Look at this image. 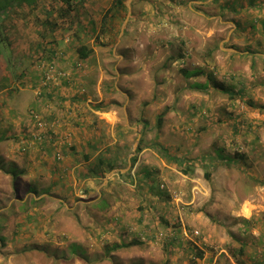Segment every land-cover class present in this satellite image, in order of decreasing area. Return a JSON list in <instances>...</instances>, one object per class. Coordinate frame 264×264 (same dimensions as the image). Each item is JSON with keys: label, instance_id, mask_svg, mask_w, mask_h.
Returning a JSON list of instances; mask_svg holds the SVG:
<instances>
[{"label": "rangeland", "instance_id": "rangeland-1", "mask_svg": "<svg viewBox=\"0 0 264 264\" xmlns=\"http://www.w3.org/2000/svg\"><path fill=\"white\" fill-rule=\"evenodd\" d=\"M12 1L14 3L16 0H0V6L2 8L9 6ZM79 1L75 0L76 7L72 11L62 0H36L30 5H15L7 15L0 12V85L7 86L0 92V133L2 128H6L5 123L9 120V124L13 122L9 129L12 145L0 149V155L3 154V157H0V264H238V259L244 260L245 264H264V224L260 222L264 219V210L250 225L243 226V222L230 225L219 223L220 217L212 207L218 200L223 199V196L215 192L204 195L203 188L199 187V180L194 179L195 172L193 171L194 174L191 176L184 172V166L175 161L170 163L174 169L169 173L154 176L153 182L149 184L151 187L142 183L140 177L136 183L129 180L123 181L125 183L115 182V185L110 187L114 192L112 196L110 188L87 193L78 190L76 198L68 199L66 194L50 193L42 197L44 202L35 204L32 202L33 194H29L24 187V183H35V179L39 178L34 176L40 174L34 175L32 171H27L25 175L19 177L20 189H13L12 178L6 175L4 170L10 167L17 170L28 169L29 156L33 158V162L34 159L38 162V155L35 154L37 150L58 151L55 137L49 135L48 144L45 145L36 143L32 140L31 125L27 126L29 122L32 123L29 113L33 110L41 115L44 122L59 120L57 123H63V120L55 118L54 115L56 108L59 107L56 99L49 98L51 94L56 95L58 90L70 100L74 96H80L79 98L84 100L80 101L79 105L72 101H65L61 103L62 106L60 105L63 112L69 107L72 108L71 116L74 117L72 128H78L77 122H80L76 110L85 112L92 103L104 105L114 100L113 103L116 104L115 102L124 100L116 97L119 95L117 89L130 91L137 89L145 93L139 102L140 107L145 108V105L152 103V116L141 112L144 118L148 116L146 121L149 124L154 123L155 118L160 122L165 114L168 117L172 113L167 118V125L172 124L173 129L175 127L181 132H186V128L181 125L182 117L178 115L186 112L181 110L180 100H176L174 91L186 86L188 88V84L194 88L196 82L184 81L181 74L182 66L190 67L189 55L183 52L184 55L178 62L175 61L173 67L172 63L167 65L169 60L166 58L158 65L160 59L156 57L160 54L158 47L161 45L156 44L158 42L162 45L164 42L169 44L170 37L182 35L183 30L185 33L186 29L191 28L194 20H200L199 24H203L206 29L214 23L215 19L201 21L204 18L193 17L190 3L195 10L202 12L206 10L214 14L216 19L222 18L223 21L234 23L235 20L238 21L240 28L235 35L240 37L238 38L242 45L236 44L232 38L225 46L236 49L238 51L236 55L247 51L246 57L239 55L240 67H232L224 65L227 50H218V59L221 61L217 65L219 68L216 74L221 83L235 84L234 77L235 82L237 78L246 80L247 76L244 75L253 72L255 77L246 81L248 94L245 100L250 107L252 106L251 109H256V112L261 114L254 129L257 130L259 139L264 142V0L209 2L206 0L204 3L198 0L195 5L192 0H127L125 10L120 8L115 18L108 19L106 31L99 35L93 33L92 23L98 30L103 28L102 18L114 0ZM142 10L151 13L155 11L157 16L161 17L160 26L167 24L166 15L172 16L179 12L184 14L187 21L178 22L176 19L171 21L176 25L181 24L182 30L180 29L178 33L169 32L165 30L167 28L159 26L160 30H164L158 32L159 38L150 37L151 35L148 36L147 33L141 35L142 33L137 34L133 27L137 23L135 15H140ZM127 30L131 31L128 42L136 41L137 46L141 47L140 49L132 47V50L137 51V55L142 51L143 58H140L139 63L133 59L132 63H128L130 65H126L127 63L120 65L117 64L118 56L122 54L119 45L127 35ZM160 30L158 28V31ZM227 32L228 30L220 38L225 39ZM188 35L184 34L185 37ZM79 45H87L92 50L89 58L84 61L77 56L76 48ZM207 46L209 45L199 50L204 60L212 58V54L208 55ZM51 51L60 55L59 72L65 71V74H70L68 80L71 82L68 88L64 80L63 83L59 81L55 85L45 84L44 79L42 80V64H46L48 58L52 57ZM190 58L194 60V55ZM249 61L251 69L245 70ZM170 67L174 72L169 79L167 77L164 79L161 70L163 71V68L168 70ZM204 67L206 71V66ZM135 70H142V74L136 75L138 79L136 82ZM120 71L124 72V75L119 76ZM27 84H29L27 87L34 85L32 97L39 103L37 107L28 106L24 111L19 108L27 105L30 97L27 96L24 102V93L19 88ZM203 84L201 83L202 86ZM43 87H46L45 90ZM38 90L43 95H38ZM11 97L13 101L12 99L10 101ZM18 97L19 100L16 101ZM88 97L92 102L88 101ZM9 107L11 115L7 112ZM152 133L154 135L155 130ZM150 135L149 133L145 136L148 141ZM188 136L192 139L193 132H188ZM66 137L70 138V135L66 134ZM56 140L58 141V138ZM165 140L166 138L163 142ZM191 141L193 142V139ZM158 143L160 145L157 146ZM154 145L156 152L161 154L165 150L171 160L177 157L186 167L194 166V170L207 162L203 163L197 159L201 154L200 150L205 154L203 144L197 145L198 150L192 149L193 145L186 140L175 137L166 144L157 142ZM187 150H191L190 157L186 153ZM59 154L55 155V159L62 156L60 152ZM255 164L260 165L257 159ZM143 168H139L138 171L140 169L142 171ZM204 170L209 169L204 167ZM250 173L248 170L249 189L252 185L264 188L260 174L252 171L254 174L251 176ZM51 180L53 178L50 176L42 175L37 182L46 187ZM232 180L235 181L236 178L233 177ZM239 180L242 182L243 178ZM102 183V180L98 181L97 186H101ZM132 183L137 187L131 191L129 187L135 186ZM194 186L196 189L193 190ZM139 187L141 190H138ZM149 188L152 191H148ZM238 193L234 194L238 200L251 195L245 191ZM194 194L196 197H193ZM253 195L258 197L257 193ZM123 197L127 206L126 211L119 207ZM62 202L66 205L64 206ZM95 203L98 205L94 206ZM55 213H58V220L55 223H46L44 218L41 219L42 216ZM14 233L15 236L12 237ZM2 234L6 236L4 241L1 240ZM46 242L52 243L49 255H46L45 251ZM113 243L128 246L108 252L107 248ZM242 248L245 250L243 256L239 254Z\"/></svg>", "mask_w": 264, "mask_h": 264}, {"label": "crops", "instance_id": "crops-1", "mask_svg": "<svg viewBox=\"0 0 264 264\" xmlns=\"http://www.w3.org/2000/svg\"><path fill=\"white\" fill-rule=\"evenodd\" d=\"M197 1L198 0H192L193 5H195ZM205 1L206 0H199L200 3H204ZM209 1L212 0H208V2ZM190 8L192 10L191 14L193 17H196V19L204 18L201 19V21H211L215 19L213 21L214 23L206 29L203 24H199L200 20H194L191 28H189V30L186 29L185 33L183 30L181 33L182 35L175 36L176 38L170 37L171 42L169 44H166V42H164V45L160 44L161 42L156 44L157 46L161 45L158 47L160 54L156 57L160 59L158 60V65H160L161 60L164 61L167 59L169 60L167 65L172 63L173 67L175 66V61L178 62L184 53L189 55L188 62L190 67L187 68L182 66L181 69L183 70L181 74L184 81L192 80L193 83L196 82L193 86L194 88L188 84V88L186 86V88L174 91L176 100H180L179 106L181 105V110L186 112L182 114L183 116L178 114L182 117L181 125L186 128V132H181L178 129L179 132L175 127L173 129L172 124L167 125V118L172 113L168 117L167 114H165L163 120H160V122L155 118L154 123L151 122L149 124L146 121L148 120V116L144 118V114L152 116V103L150 102V104L145 105V108L140 107L141 104L139 102L142 101L141 97L145 96V93L137 89H132L131 91L117 89L116 91L119 95L116 97L119 99L123 98L124 100H119L115 102L116 104L113 103L114 100L113 102L108 101L104 105H95L92 103L85 112L76 110L75 113H77V117L80 118V122H77L79 125L78 128H72L71 123L72 118H74L71 116L72 108L69 107L67 111L63 112L60 105L62 106L63 104L61 103L65 101H72L79 105V102H83L84 100L79 98L80 96H74L70 100L66 96H63L62 92L58 90L56 95L53 96L51 94L49 96L51 99L54 97L57 101V106H59L55 110V118L61 121L63 120V123H59V126H57L55 133H49V135L55 137V142L58 143V151L47 152L46 149H44L43 152H40L37 150L38 153L35 152V154L38 155V162H36L35 159L33 162V158L29 156L27 160L28 169L17 170L15 167H10L4 170V173L12 178L13 189H15L14 176H17L18 185V183H21L19 177L25 175L27 171H32L34 175L35 173L40 174V176H34L39 177L35 179V183H24L26 191L29 194H33L34 197L32 202L35 204L44 202L42 197L50 193L66 194L65 196L68 197V199L71 197L76 198L78 190L86 193L90 191L100 192L102 188L108 189L113 187L115 182L118 184V182L125 183L123 181L129 180L136 183L138 177H140L139 179L142 180V183L149 186V184L153 182L154 176L157 174L165 175V173H169L173 170L174 168H172L170 163L176 162L175 159H177V157H174L171 160L168 152L165 150L162 151L161 149V154L156 152L154 144L157 142L166 144L170 139L181 137L183 140H186L187 143L193 145L192 149L196 148L198 150L199 148L197 145L203 144L204 148L202 149L205 154H202L200 150L201 154L197 159L199 161L201 160L203 163L205 161L207 162L205 165L201 164V166L195 170L193 169L194 166H190L191 171L188 174L192 176V173L194 174L195 172L194 179L199 180L198 184L199 187L203 188L204 195H210L215 192L223 196V199L218 200L216 204H214V207H212L220 217L218 222L226 225L235 222H243V226L253 224V220L259 217V213H262L264 210V195H262L264 194V188L259 185H252L249 189L247 175L248 170L251 171V176L254 174L252 171H257L260 174V179L264 181V142L259 139V136L256 134L257 130L254 129L256 127L255 123H257L256 120L261 114L256 112V109H251L252 106L250 107L247 100H245V96L248 94L246 81L255 76L253 72L251 74L247 73L244 75L247 76L246 80L245 78H237V82H235L236 78L234 77V83L236 85L232 83L223 84L220 82L216 74V70L219 68L217 65L221 61L218 59V50H227V56L224 57V65L239 68L241 60L239 55L243 56V58L244 56L246 57L247 51L240 52L239 55H236L238 54L236 49L227 48L225 46L227 45L226 42L232 38H234L236 44L242 45L239 39L240 37L238 36V38L235 35L240 25L236 20V23H234V21H223L222 18L216 19L214 14H210L206 10L204 12L195 10L192 8L191 3ZM180 13L181 12L175 13L174 15L172 14V16L166 15L167 20L165 22H167V24L165 23L166 25L160 26L161 17L157 16L158 14H156L155 11L151 13L142 10L140 15L138 14L139 16L135 15L137 16L135 18L137 23L133 27V30L136 29L137 34L142 33L141 35H144L147 33L148 36L149 34L151 35L150 37L158 38V32H164V30H160V27L163 29L167 28L165 30L169 32L178 33L180 29L182 30L181 24L176 25L171 21L176 19L178 22H186V17L183 13ZM157 19L159 20L156 21ZM158 28L160 31H158ZM227 30V37L225 39L220 38ZM203 32L206 37L205 35L202 36ZM126 34L127 35L119 45L122 54L118 56L117 64L122 65L127 63L126 65H130L128 63H132L133 59L139 63L140 58H143L141 57L142 51L137 55V51L134 52L132 47L135 49H140L141 47L137 46L136 41L128 42L131 31L127 30ZM184 34L188 36L185 37ZM198 41H200L199 44ZM211 44H213V46H211ZM206 45H209L207 46L209 47L208 55L212 54V58H205L206 60H204V58L200 56L199 50L205 48ZM178 51L179 55H177ZM193 55L194 60L190 58ZM161 56L163 57L161 58ZM231 57L234 58L232 59ZM204 66H206V71ZM248 69H251V61H249L248 67H246L245 70ZM173 72L174 70L171 67L168 70L163 68V71L161 70V76L164 79L166 77L169 79ZM137 74H142V70H135V82L138 80ZM118 75L122 76L124 72L120 71ZM229 77L232 78L231 76ZM206 78L211 79L212 85L209 83V80H205ZM139 81L142 83L141 80ZM212 81L216 82V84L223 85L224 90L214 88ZM199 83L200 85H198ZM201 83H204L203 86ZM12 85L15 86L14 84ZM28 85L29 84L25 85L23 88H19L24 93V102L30 97L28 98V104H24L19 108L24 111L26 107L31 106L35 108L39 103L38 100L32 97L34 93L32 92V88H34V85L27 87ZM69 86L70 84L66 85L67 88ZM135 86H137V84H135ZM195 86L200 87L196 88ZM203 87L207 90L203 89ZM75 88L77 87L75 86ZM16 90L18 91V88H16ZM1 91L3 90L1 89L0 92ZM108 96L111 95L108 94ZM19 97L16 101L19 100ZM31 97L33 98L32 101ZM11 99L12 97L10 101ZM88 101L92 102L90 97H88ZM256 108L259 109L257 106ZM60 109H62L61 113H59ZM7 110L11 115V107ZM141 112L144 114H141ZM200 114H203V116ZM150 120L152 119L150 118ZM9 122L5 123L7 126L4 124L7 131L3 128L1 129L0 149H2V147L9 148V146L12 145L10 142L12 137L9 136V129L12 127L13 122L11 121L10 124ZM154 130L155 134L153 135L152 132ZM191 131L194 136L192 138L193 142L190 136H188V132ZM148 132L151 134L149 141L145 137L146 134H149ZM66 134H69L70 138L66 137ZM20 135H22V133ZM57 138L58 141L56 140ZM165 138L166 140L163 142ZM32 140L39 144H48V140L41 143L34 140L33 137ZM158 145L160 144L158 143L157 146ZM59 152L62 156H58V158L55 159V155H60ZM190 152L191 150L186 151L188 156L191 154ZM1 156L3 157V154L0 155V157ZM255 159H257L260 165L257 166V164H255ZM101 160L103 164L98 166ZM189 162L192 164L191 161ZM202 165H204L203 169ZM204 167L209 170H204ZM139 168H143V170L140 171V169L138 171ZM42 175L53 178L46 187L40 182H37ZM232 176L236 178L235 181L232 180ZM239 178H243L242 182ZM101 180L103 183L101 186H97V182ZM135 183H132V185L134 184L135 186L129 187L131 191L137 187ZM17 188L20 189V186H17ZM194 189H196V186L193 187V190ZM138 190H141V188L139 187ZM147 190L152 191L150 188ZM109 191L112 196L114 194L113 190L110 188ZM239 191L250 192L251 195H246L242 200H238V198L235 199V193ZM200 192H202L201 189ZM254 193H257L258 197L253 195ZM219 195H216V197ZM193 197H196V194H194ZM161 201L165 202L164 200ZM62 204L64 206L66 205L65 202H62ZM97 205L98 203L94 204V206ZM108 207H113V205H108ZM119 207L126 211L127 206L124 197L119 202ZM9 208L10 206L7 209ZM43 218L46 223H55L58 220V213L42 216L41 219L43 220ZM260 222L264 224V219H261ZM14 236L15 233L12 237ZM1 237L3 241L6 239L5 234H2ZM51 244V242H46V255H49Z\"/></svg>", "mask_w": 264, "mask_h": 264}, {"label": "trees", "instance_id": "trees-1", "mask_svg": "<svg viewBox=\"0 0 264 264\" xmlns=\"http://www.w3.org/2000/svg\"><path fill=\"white\" fill-rule=\"evenodd\" d=\"M35 1L36 0H16V1H14V3H13V1L9 4V6H5L4 8H2V6H0V8H1V13H6V15L8 14V12L10 11V10H12V8H14V6L16 5V6H19V5H22V4H27V5H30L31 3H35ZM63 2H64V4H66L67 5V7H69V9L72 11L73 10V8L74 7H76V4H75V0H62ZM82 0H80L79 2H81ZM127 0H114L113 1V4H112V6H111V8H109L107 11H106V13L104 14V16H103V18H102V29H99L98 30V28H96V25L94 24V23H92L93 24V26H94V29H93V33H97L98 35L101 33V32H105L106 30V25H107V20L108 19H113V18H115L116 17V15H117V12H118V10H120V8H121V10H125V8H126V6H125V2H126ZM78 2V3H79ZM14 4V5H13ZM78 6V5H77ZM109 14H111V15H109ZM0 19H1V17H0ZM1 25V24H0ZM76 52H77V56H78V58L81 60V61H84V60H86V59H88L89 58V56H90V53L92 52V50L91 49H89L88 48V46L87 45H79L77 48H76ZM51 53V55L52 56H54V54H55V51H51L50 52ZM48 59H51V57L50 58H48ZM210 80V82H211V79H209ZM1 81H4V80H1ZM213 82V81H212ZM70 83L69 82H67L66 84H65V86L66 85H69ZM213 84H214V88H217V89H221V90H224V87H223V85H219V84H216V82H213ZM7 86L5 85V84H2V85H0V90L1 89H4V88H6ZM196 88L197 87H199V86H195ZM203 89H205V90H207L205 87H203ZM26 139V138H25ZM176 162H178V163H180L182 166H184V172H186V173H189L190 171H191V169H190V166H185L184 165V163L183 162H181L180 160H178V159H176ZM103 164V162H102V160L99 162V164H98V166H101ZM15 175V174H14ZM17 176H14V183H15V188H17ZM3 241V240H2ZM138 242H133V244H137ZM133 244H131V245H133ZM128 245H120V244H117V243H113L111 246H109L108 248H107V250H108V252H112V251H116V250H119V249H121V248H125V247H127ZM244 248H242L240 251H239V254L241 255V256H243V254H244ZM237 263L238 264H245L244 263V260H239L238 259V261H237Z\"/></svg>", "mask_w": 264, "mask_h": 264}, {"label": "built area", "instance_id": "built-area-1", "mask_svg": "<svg viewBox=\"0 0 264 264\" xmlns=\"http://www.w3.org/2000/svg\"><path fill=\"white\" fill-rule=\"evenodd\" d=\"M59 57L60 55L56 52L54 54V56L51 57V59H48L47 63H43V74H42V80L44 79V83L45 84H49V85H55L57 84L59 81H61L63 83V80L67 83V82H71L70 80H68L70 78V74L68 73H64V72H59L58 70V65H60V61H59ZM44 62V60L42 61ZM47 86V85H46ZM44 90L46 87H43ZM41 91L38 90V95H43L42 93H40ZM29 118L32 121L29 122V125L31 130H32V135L34 140H36L37 142H44L45 140L47 141L49 133H55V128H57V126H59V123H57V121L59 122V120L57 121H53L51 123L48 122H44L41 118V115H39L37 113V111L33 110L30 111L29 113ZM57 125V126H56ZM49 127V130H47V128Z\"/></svg>", "mask_w": 264, "mask_h": 264}]
</instances>
